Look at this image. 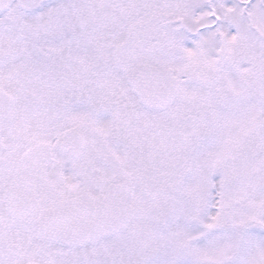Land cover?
Listing matches in <instances>:
<instances>
[{
	"label": "snow or ice",
	"instance_id": "6c2138e0",
	"mask_svg": "<svg viewBox=\"0 0 264 264\" xmlns=\"http://www.w3.org/2000/svg\"><path fill=\"white\" fill-rule=\"evenodd\" d=\"M0 264H264V0H0Z\"/></svg>",
	"mask_w": 264,
	"mask_h": 264
}]
</instances>
